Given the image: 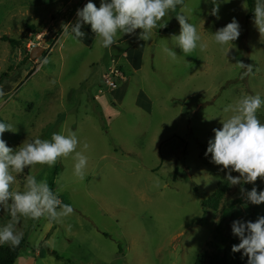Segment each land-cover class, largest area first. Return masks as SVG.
Here are the masks:
<instances>
[{
	"label": "rangeland",
	"instance_id": "374dc122",
	"mask_svg": "<svg viewBox=\"0 0 264 264\" xmlns=\"http://www.w3.org/2000/svg\"><path fill=\"white\" fill-rule=\"evenodd\" d=\"M67 1L0 0V81L5 93L0 120L17 128L3 138L15 150L24 141L75 131L77 151L88 157L83 181L74 175L72 157L31 170L74 212L59 222L21 219L15 229L23 233L26 247L15 264L28 257L35 264H195L200 254L228 261L232 222L264 216V204L247 203L241 192V187L264 190V180L230 186L222 166L205 156L213 129L231 115L225 108L245 95L264 99V36L253 18L246 20L247 1V9L245 0L222 4L217 19L210 15L213 5L184 0L183 13L207 47L188 56L177 48L176 62L163 51L180 32L178 6L165 17L166 27L154 30L147 41L143 69L137 73L118 59L132 40L118 45V36L116 45L105 49L96 37H87L89 31L88 44L66 39L60 25L44 33L50 17L59 21L64 16ZM82 1L71 5L78 7ZM92 2L99 7L100 0ZM233 17L241 35L226 54L212 34ZM29 26L35 34L28 39L41 35L40 47H47L38 63H25L27 40L17 46L3 40H19ZM117 61L128 89L120 106H113L102 76ZM238 63L250 67L251 74L241 79L246 69ZM98 91L101 98L95 100ZM140 91L148 99L143 108L135 105ZM257 116L264 123V106ZM27 174L29 169L17 175L13 190H23ZM220 186L224 195L217 210L204 209L202 203ZM9 221L0 211V226Z\"/></svg>",
	"mask_w": 264,
	"mask_h": 264
},
{
	"label": "clouds",
	"instance_id": "9594fccd",
	"mask_svg": "<svg viewBox=\"0 0 264 264\" xmlns=\"http://www.w3.org/2000/svg\"><path fill=\"white\" fill-rule=\"evenodd\" d=\"M201 0H199L200 4ZM213 5L210 15L219 19V9L222 4L231 0H204ZM181 12L176 15L180 25L178 35L171 37L172 47L165 46L163 51L171 61L176 62L177 51L184 56L191 55L197 49L203 51L207 45L202 42L197 27L183 13L184 0H100L99 7L88 0L82 9L77 10V21L74 25L64 24L62 35L75 43L84 37V25H90L91 32L105 49H110L117 42L118 36L134 35L136 30L139 39H152L154 30L167 25L165 17L175 12L177 7ZM244 8L247 9L246 0ZM253 22L261 37L264 36V0H255ZM213 35L214 41L222 50L229 52L233 42L241 35V26L235 17L226 26L218 29ZM241 73V79L251 74V68ZM0 87V99L4 97ZM264 106V99L259 94L245 95L234 105L224 109L231 115L222 121L221 128L213 129V137L208 140L205 156H210V163L222 166L226 180L230 186L255 184L258 178L264 180V123L257 116L258 110ZM6 132H17L11 123L0 120V211L6 212L10 221L0 226V246L8 245L15 249L23 239V233L15 229L21 219L38 220L45 217L50 221L59 222L73 214L71 204L61 201L59 193L55 192L46 179H37L31 174L39 166L56 165L58 160L72 157L75 160L73 171L81 181L85 178L88 157L77 151L80 144L75 131L67 134L54 132L51 139L35 138L23 142L15 150L8 146L3 138ZM87 148V145L84 146ZM25 175L23 190H13L17 175ZM236 172L239 175L233 176ZM245 200L252 205L264 204V190L252 187L250 191L241 187ZM245 204V207L247 206ZM232 234L239 243L232 246L233 253H242L247 257V264H264V216H258L255 222L235 220L231 225Z\"/></svg>",
	"mask_w": 264,
	"mask_h": 264
},
{
	"label": "crops",
	"instance_id": "0c3cea01",
	"mask_svg": "<svg viewBox=\"0 0 264 264\" xmlns=\"http://www.w3.org/2000/svg\"><path fill=\"white\" fill-rule=\"evenodd\" d=\"M71 2H73V0L67 1V3H66L67 11H65L64 16L61 17L59 19V21H55L53 19V17H50L51 21L47 25V29L44 31V33H46L47 31H50L53 28V26H56V25L57 26L60 25V28L62 29V26L66 23L71 24V25H74L76 23V21H77V10L82 9L84 7V4L87 3V1L83 0L81 5L78 7H73L71 5L72 4ZM82 31L87 32V33L89 31L90 33H88L87 37L90 36L91 40H93L95 38V34L91 32L90 25H84L82 27ZM138 31H139V29L136 30V34L131 35L130 37H128L126 39H124V36H123L120 40H118V45H122V43L123 44L129 43V41L132 40V42L130 43V45L128 47L126 45L127 48L125 47L126 49H124V51L121 53V55L118 59L123 60V62L125 63L126 67L129 69V71L133 72V73L140 72L143 69L142 60L144 58V54L146 52V49L149 45L147 43V41L140 40L139 38L133 39L134 36L136 37ZM87 37H84L82 39V40H85L86 44L89 43V41H86ZM115 45L116 44H114L113 46H115ZM46 49H47V47H44V52ZM38 60H36V61H38ZM115 66H118L123 70V66L120 65L119 62L118 63L112 62V67H115ZM85 82H87V81H85ZM127 85H128V78L125 75V80L120 83L119 87H117L115 90L106 92L110 95L111 101L115 102V103H113V106H115V105L120 106V103L124 99L123 90L128 89ZM119 90H120V92H118ZM100 93H101V91H98L96 93V96H95L96 99L94 98L95 100H98L101 98V97H98V96H101ZM102 100H103L104 105H106L104 98H102ZM143 102L147 103L148 99L145 96V94L142 91H140L135 98V105H138L139 107L143 108L146 105ZM106 111L109 112V110H106ZM40 255H41V252H39V251L35 252V256L39 257ZM18 258H19V255H18L16 261L18 260ZM29 260H31V259L28 257L27 261L23 259L21 263L22 264H35V262L29 261ZM16 261H15V263H16Z\"/></svg>",
	"mask_w": 264,
	"mask_h": 264
},
{
	"label": "trees",
	"instance_id": "16d2710c",
	"mask_svg": "<svg viewBox=\"0 0 264 264\" xmlns=\"http://www.w3.org/2000/svg\"><path fill=\"white\" fill-rule=\"evenodd\" d=\"M246 1L248 5V10H249L246 15V20H250L254 17V12H253V9L255 7L254 0H246ZM33 34H35V30L32 26H29L22 32V34L19 37V40H12L6 37H3V40L8 41L13 46H17L25 42L28 39V37ZM130 36L131 35H124V39ZM41 57H44V54H42ZM27 61H30L28 53L26 54L25 63ZM1 86H2V83L0 81V87ZM223 195H224V188L223 186H220L205 202L202 203V207L204 209L210 208L213 210H217L218 205ZM236 203H239V201H236ZM230 208H231L230 210L234 209L233 207H230ZM235 244H237L235 237L230 236V246H229L230 257L228 261H225L222 258H218L216 256L208 258L205 254H200L197 256L195 260V264H247V259L242 257L241 252L233 253L231 251L232 246ZM25 247H26L25 242L23 244L21 243L19 247L15 249L10 248L9 246H0V264H14L20 251ZM50 255L53 256L56 260L60 259L54 252H50Z\"/></svg>",
	"mask_w": 264,
	"mask_h": 264
},
{
	"label": "built area",
	"instance_id": "2783aa9c",
	"mask_svg": "<svg viewBox=\"0 0 264 264\" xmlns=\"http://www.w3.org/2000/svg\"><path fill=\"white\" fill-rule=\"evenodd\" d=\"M41 37H42L41 35H36L34 41L27 39L26 50L28 53H31L36 48H38L42 45L41 44V40H42ZM35 41H37V42H35ZM37 63H38V61H37ZM36 68L37 67L34 68L35 69L34 71H36ZM102 80H103L107 90L112 91L118 87V84H120L121 82H123L125 80V74L123 73V70L120 69V67H117V66L111 67L108 70V73L106 75L102 76Z\"/></svg>",
	"mask_w": 264,
	"mask_h": 264
},
{
	"label": "water",
	"instance_id": "95a60500",
	"mask_svg": "<svg viewBox=\"0 0 264 264\" xmlns=\"http://www.w3.org/2000/svg\"><path fill=\"white\" fill-rule=\"evenodd\" d=\"M43 53H44V48L38 47L29 54V60L30 61L37 60L42 56Z\"/></svg>",
	"mask_w": 264,
	"mask_h": 264
}]
</instances>
